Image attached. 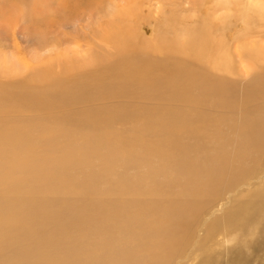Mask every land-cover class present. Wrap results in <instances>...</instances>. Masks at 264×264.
Instances as JSON below:
<instances>
[{"label": "bare ground", "instance_id": "bare-ground-1", "mask_svg": "<svg viewBox=\"0 0 264 264\" xmlns=\"http://www.w3.org/2000/svg\"><path fill=\"white\" fill-rule=\"evenodd\" d=\"M10 1L14 13L37 23L40 0ZM238 1L245 29L235 50L213 36L218 18L211 12L183 40L172 39L179 30L171 26L149 45L136 25L135 1L122 9L123 27H110L122 56L117 62L94 53L93 69L71 82L42 71L31 87L0 83V264H177L220 202L224 178L241 169L240 181L264 179V92L249 90L239 100L225 80L196 77L179 70L183 62H153L144 52L168 47L228 74L237 58L255 68L264 46L251 49L246 41L255 36L254 18L264 19V2ZM0 10L6 13L2 4ZM253 79L264 83V73ZM134 92L138 103L131 106ZM118 97L132 103L117 106ZM210 109L219 127L227 124L238 136L234 156L220 129L221 144L211 153L202 149L195 124H207ZM127 119L121 134L110 126ZM250 192L202 237L221 225L237 231L255 222L262 204ZM254 195L263 199L264 188Z\"/></svg>", "mask_w": 264, "mask_h": 264}, {"label": "rangeland", "instance_id": "rangeland-1", "mask_svg": "<svg viewBox=\"0 0 264 264\" xmlns=\"http://www.w3.org/2000/svg\"><path fill=\"white\" fill-rule=\"evenodd\" d=\"M40 1L39 16L36 18L37 23H34L29 13L25 15H17V11L14 13L10 0H0V5L6 7L5 14L0 10V83L13 84L15 81H22L31 87L34 85L32 76L42 71H49L56 77L65 78L71 82L73 75L84 74L93 69L96 63L89 62V59L94 53L106 54L107 64L117 62L122 56L117 55L119 46L110 27L113 24L123 27L121 26L123 25L121 22L122 9H131L135 1L141 3L138 10L142 9V11H136L141 17V23L139 20L136 25L142 32L140 33L141 38L149 45L154 44L157 37L171 26L179 30L172 36V39L174 41L183 40L185 31L189 34L201 21L200 18H205L206 13L210 12L214 15L215 21L218 18V24L212 28L213 36L224 42L228 41L233 50L239 44L236 42L237 36L245 29L242 19L243 11L240 13L242 5L238 0H234L235 3L227 8L221 5L219 0ZM10 13L14 14L13 17ZM17 16L19 17L16 18ZM223 17L228 18V21L224 19L225 23H223ZM254 21L256 23L251 24L254 27L251 35L255 36H250L251 39L246 41L251 49L257 44L264 46V19L254 18ZM137 50L133 51L139 55ZM144 52L153 62L167 65H169V60L183 62L179 70L191 72L196 77H199V73L202 72L211 74L215 79L217 78L216 80H225L227 88L233 90V94L239 100L249 90L257 93L264 92L263 81L259 80L255 82V85L251 84L255 81L253 78H261L264 73V56L258 60L259 67L255 65V68L237 58L233 62L236 69L233 68L234 72L228 74L214 70L205 60L196 59L187 53L186 55L168 47L161 52H152L149 48ZM130 96L134 99L131 106L137 104L138 99L135 97L139 98V96L135 92ZM112 103L117 106H126L132 101L118 97ZM169 103L172 101L170 100ZM193 111L200 113L202 109L194 108ZM206 112L210 118L207 124L200 122L195 124L200 135L202 149L211 153L216 146L221 144V140L216 138V130L220 129L222 130L220 131L221 136L232 144L230 149L233 148L232 155L234 156V151L238 148V136L228 128L227 124L224 125L227 127L223 125L219 127L217 111L210 109ZM246 113L241 112L240 115ZM237 120L240 121V117ZM130 124L131 122L127 119V121L112 123L110 126L121 134ZM241 173V169L237 170L229 178L221 181L218 195L220 202L217 201V204L207 213L209 216L205 219L204 225L197 228L196 237L190 249L185 252L183 259L181 258L182 260L180 259L177 264H264V198H256L254 195L255 192L264 188V179L257 177L240 181ZM245 192H250L253 199L259 201L260 205L262 204L255 222H250L248 226L237 231L229 230L221 225L210 237H202L205 226L216 218L223 219L226 212L235 206L236 201L244 199L242 194ZM215 209L216 212L211 215ZM249 211H253L252 207ZM26 243L30 245L33 242ZM13 249L17 248L13 246L9 250L13 251ZM5 254H7L6 251L2 255Z\"/></svg>", "mask_w": 264, "mask_h": 264}]
</instances>
